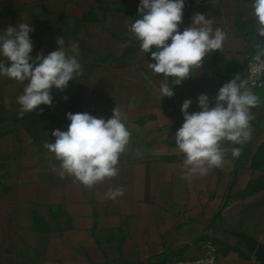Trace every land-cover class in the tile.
Masks as SVG:
<instances>
[{
	"label": "crops",
	"instance_id": "crops-1",
	"mask_svg": "<svg viewBox=\"0 0 264 264\" xmlns=\"http://www.w3.org/2000/svg\"><path fill=\"white\" fill-rule=\"evenodd\" d=\"M139 3L0 0V34L29 23L33 59L56 50L63 37L69 55L72 43L79 46L82 68L64 91L51 89L50 106L23 118L17 97L24 84L0 77V264H174L204 256L207 241L221 264H264V85L248 87L258 97L249 139L222 142L220 167L187 181L175 145L183 101H192L189 114L200 111L201 94L213 106L218 89L241 77L246 56L264 43L251 0H184L180 31L199 13L226 39L180 85L168 78L171 98H160L165 78L149 68L155 61L129 32ZM115 107L129 143L117 175L86 187L44 145L55 141L52 131L67 130L66 113L107 120ZM233 147L241 148L238 158ZM117 188L124 194L108 198Z\"/></svg>",
	"mask_w": 264,
	"mask_h": 264
},
{
	"label": "clouds",
	"instance_id": "clouds-1",
	"mask_svg": "<svg viewBox=\"0 0 264 264\" xmlns=\"http://www.w3.org/2000/svg\"><path fill=\"white\" fill-rule=\"evenodd\" d=\"M184 6V0H140L139 18L132 21L129 28L140 49L150 53V58L155 61L148 64L149 68L165 78L159 88L160 98L173 96L167 82L169 77L174 85H180L193 69L202 66L206 54L221 50L226 39L222 29L213 30L212 21L199 13L194 14L191 24L180 31ZM249 7L255 20V33L264 37V0H251ZM33 31L29 23L20 22L0 34V77L24 84L23 94L17 97L21 106L18 118H23L25 113L34 111L41 104L50 106L53 100L51 89L64 91L68 82L82 71L77 59L79 46L72 43V54L69 55L64 38L59 36L56 50L47 55L38 53L33 59L30 55L33 44L29 37ZM262 57L264 47H258L254 57L256 63L251 67L253 77L264 72ZM247 84L248 81L241 80L240 75L234 76L218 89L213 106H210L207 95H199L200 111L191 114L188 109L192 101H183L180 111L184 122L175 133V145L185 157V180L190 181L197 174L204 176L210 168L222 165L225 153L222 142L242 145L249 139L250 109L257 105L258 97ZM123 115L116 107L107 120L88 113H66L70 121L67 130L52 131L55 141L44 147L55 155L65 172L91 188L118 173L119 156L130 140ZM231 154L238 158L241 148L233 147ZM123 194L122 188L106 193L113 200ZM208 247V260L196 261V264H214L215 257L211 255L214 249L210 244Z\"/></svg>",
	"mask_w": 264,
	"mask_h": 264
},
{
	"label": "built area",
	"instance_id": "built-area-1",
	"mask_svg": "<svg viewBox=\"0 0 264 264\" xmlns=\"http://www.w3.org/2000/svg\"><path fill=\"white\" fill-rule=\"evenodd\" d=\"M261 47H264V43L261 45ZM256 55H257V53L252 54V55H247L246 59H245V64H244L240 79L248 81L247 87H260V86L264 85V72L260 73L259 75L255 76V77H253L251 75V67L253 64L256 63V61L254 59V57ZM262 59H264V57H262ZM209 244L212 246V249H214V251L211 252V255H213L215 257L214 264H221L217 258L218 249L212 241H207L205 243V245H204V248H205L204 256H202L200 258H195V259L179 258L174 262V264H196V261H200V260L207 261L208 260V254L210 252V249L208 247Z\"/></svg>",
	"mask_w": 264,
	"mask_h": 264
}]
</instances>
